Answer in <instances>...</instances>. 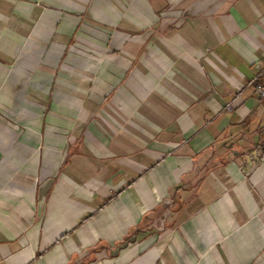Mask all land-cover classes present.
I'll use <instances>...</instances> for the list:
<instances>
[{
	"label": "crops",
	"instance_id": "obj_1",
	"mask_svg": "<svg viewBox=\"0 0 264 264\" xmlns=\"http://www.w3.org/2000/svg\"><path fill=\"white\" fill-rule=\"evenodd\" d=\"M255 82L264 0H0V264H264Z\"/></svg>",
	"mask_w": 264,
	"mask_h": 264
},
{
	"label": "built area",
	"instance_id": "obj_2",
	"mask_svg": "<svg viewBox=\"0 0 264 264\" xmlns=\"http://www.w3.org/2000/svg\"><path fill=\"white\" fill-rule=\"evenodd\" d=\"M255 93L261 101H264V87L259 83L255 82ZM256 160L259 163L264 164V150L261 146L256 149Z\"/></svg>",
	"mask_w": 264,
	"mask_h": 264
},
{
	"label": "rangeland",
	"instance_id": "obj_3",
	"mask_svg": "<svg viewBox=\"0 0 264 264\" xmlns=\"http://www.w3.org/2000/svg\"><path fill=\"white\" fill-rule=\"evenodd\" d=\"M84 48H86V49H91V47L89 48L88 46H85ZM86 49H85V50H86ZM6 124H7L9 127H14V128L21 127V125L19 124V122L7 121Z\"/></svg>",
	"mask_w": 264,
	"mask_h": 264
}]
</instances>
